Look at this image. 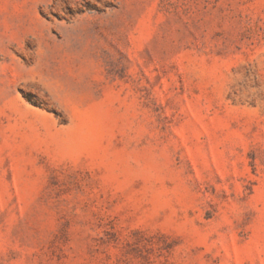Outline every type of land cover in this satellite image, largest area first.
<instances>
[{
  "label": "rangeland",
  "instance_id": "374dc122",
  "mask_svg": "<svg viewBox=\"0 0 264 264\" xmlns=\"http://www.w3.org/2000/svg\"><path fill=\"white\" fill-rule=\"evenodd\" d=\"M0 264H264V0H0Z\"/></svg>",
  "mask_w": 264,
  "mask_h": 264
}]
</instances>
